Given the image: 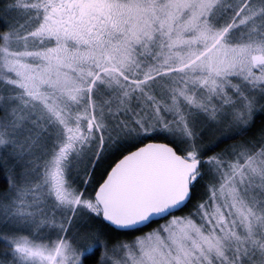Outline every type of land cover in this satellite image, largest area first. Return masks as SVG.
<instances>
[{"label":"snow or ice","instance_id":"snow-or-ice-1","mask_svg":"<svg viewBox=\"0 0 264 264\" xmlns=\"http://www.w3.org/2000/svg\"><path fill=\"white\" fill-rule=\"evenodd\" d=\"M261 119L264 0H0V264H264Z\"/></svg>","mask_w":264,"mask_h":264},{"label":"trees","instance_id":"trees-1","mask_svg":"<svg viewBox=\"0 0 264 264\" xmlns=\"http://www.w3.org/2000/svg\"><path fill=\"white\" fill-rule=\"evenodd\" d=\"M258 124H264V119H261L260 121H258ZM222 146H224V145H221V147ZM202 188H198L197 190H196V196H195V199H197V198H199L200 197V195H201V193H202ZM185 211H187V209H185ZM183 213H177V215H182ZM170 218V217H169ZM164 220H161V221H159V223H161V222H163ZM94 226H98V225H94ZM157 225L156 224H153V225H151L150 226V228H153V227H156ZM150 228H148V229H145V231H148V230H150ZM128 239H131L132 237H127Z\"/></svg>","mask_w":264,"mask_h":264},{"label":"rangeland","instance_id":"rangeland-1","mask_svg":"<svg viewBox=\"0 0 264 264\" xmlns=\"http://www.w3.org/2000/svg\"><path fill=\"white\" fill-rule=\"evenodd\" d=\"M222 147H224V146H222ZM197 199H198V198H197ZM169 219H170V218H169ZM162 223H165V221L161 222V224H162ZM153 228H155V227H153ZM150 230H151V228H150ZM150 230H148V231H150Z\"/></svg>","mask_w":264,"mask_h":264}]
</instances>
